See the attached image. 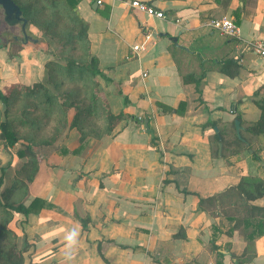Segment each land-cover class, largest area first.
<instances>
[{
    "label": "crops",
    "instance_id": "crops-1",
    "mask_svg": "<svg viewBox=\"0 0 264 264\" xmlns=\"http://www.w3.org/2000/svg\"><path fill=\"white\" fill-rule=\"evenodd\" d=\"M101 1L75 3L88 23L91 53L105 74L100 78L112 85L109 104L114 113L126 111L124 97L131 101L130 120L119 125L94 162L95 169L110 173L106 180L116 189L113 194L97 186L102 174L82 190L85 178L75 168L71 207H61L63 213L71 210V216L45 208L29 216L30 223L39 222L32 225L37 236L25 264H153L146 252L156 248L160 235L164 246L181 228L207 225L198 195L236 186V165L248 168L246 158H231L230 163L212 151L219 131L227 138L236 114L242 116L244 134L260 118L253 95L264 85V57L256 52L257 45H264V0H137L163 11L165 19L132 9L133 0ZM221 17L235 21L239 38L207 26ZM17 28L21 33L19 25L5 22L0 10V90L6 83L29 82L28 72L37 67L28 52L31 46L15 40L21 36L12 33ZM20 66L26 72L19 76L15 69ZM253 143L263 148L264 137L255 136ZM106 195L110 202L115 197L116 207L102 209L87 200ZM256 205L264 206V196ZM49 218L54 221L46 223Z\"/></svg>",
    "mask_w": 264,
    "mask_h": 264
},
{
    "label": "rangeland",
    "instance_id": "rangeland-1",
    "mask_svg": "<svg viewBox=\"0 0 264 264\" xmlns=\"http://www.w3.org/2000/svg\"><path fill=\"white\" fill-rule=\"evenodd\" d=\"M27 1L29 0H16L19 3ZM63 6L52 11L39 1L32 7L37 10L34 12L32 23H29L27 33L33 39H38V43L28 42V46H31L28 52L35 56L34 63L37 67L30 69L28 72L30 74L27 73L29 82L6 83L3 89L6 92L9 89L13 90L9 102L11 116L31 121L29 125L14 122L13 126L21 140L31 143L32 154L24 152L23 145H17L7 153L0 139V166L12 160L3 187L8 189L7 196L11 202L28 204L35 196L42 197L51 205L45 209L55 212L56 215L64 214L70 217L71 210L69 213H63L61 207H71V193H73L71 192V174L76 175L75 168L76 172H80L81 177L85 178L80 181L82 190L90 187L88 184L90 180L103 174L98 179L97 186L104 192L112 191L114 194L116 187H113L114 184H111L110 180H106L110 173L95 169L97 163L94 164V162L100 157L102 150L106 149L107 142L115 138L119 125L130 120L132 112L127 110L131 106V101L129 96H126L123 100L126 111L123 109L120 113H114L109 104V91L112 85L103 81L99 76L95 78L84 76L82 80H71V76H67L66 59L71 58L78 63H88L94 55L91 53L90 44L87 46L84 40L71 39L72 34L79 31V27L73 23L70 10L67 11ZM12 33L21 35L19 28L12 30ZM13 56L12 58L16 57ZM28 62H31V59H28ZM15 72L20 76L26 72V68L25 66L17 67ZM40 83L48 87H51V84L55 86V89H50H54V93L57 94V105L51 113H47L40 99L26 97L23 94H13L18 89L26 90ZM94 98L98 100L95 101ZM105 110L116 117L122 114L125 117L109 122L106 120ZM236 115L230 124V132L226 133L227 138H224V133L219 131V140L215 141L213 155L217 156L220 152V156L228 157L229 159H224L230 163L231 158L248 159V168L241 164L236 165L239 183L242 179L249 181L252 176L264 180V161L261 159L264 148L255 146L253 143L255 136L252 135L249 138V133H242V121L240 120L239 135L237 134ZM229 134H231L230 137ZM236 135L239 138L244 137L251 148V153L245 150V145L236 142ZM253 152L259 159L253 156ZM240 161L242 160L236 163ZM109 186L111 189L107 188ZM111 198L112 202L109 201L110 198L107 195L89 197L87 200L90 201L91 206L103 209L108 204L116 207L115 197ZM261 198L255 200L254 204ZM6 199L7 197L4 198ZM92 200L94 203H91ZM162 207L165 206L162 204L160 208ZM204 212L208 221L206 226L205 222L200 227L198 224L192 229L190 227L181 228L172 235V241L164 246L161 245L163 235H160L156 248L146 252L147 259L153 264H264V236L249 241L246 233L250 229L244 232L237 230L229 235L227 231L232 227V223L223 220L222 216L217 219L210 211ZM210 219H217L218 222L215 221L210 225L208 224ZM105 220L108 221L106 217ZM29 221V217L27 222H23L18 215H15L8 225L19 236V239L23 236L25 228L29 240L34 243L33 239L37 233L32 225L39 221L35 223L32 219L31 223ZM52 221L54 220L49 218L45 222L51 223ZM85 221L88 223L89 218L83 222ZM83 229L87 232V224L84 223ZM172 231L163 232L172 233ZM235 236L237 238L233 241ZM9 243L10 241L6 240L0 246L5 248Z\"/></svg>",
    "mask_w": 264,
    "mask_h": 264
},
{
    "label": "trees",
    "instance_id": "trees-1",
    "mask_svg": "<svg viewBox=\"0 0 264 264\" xmlns=\"http://www.w3.org/2000/svg\"><path fill=\"white\" fill-rule=\"evenodd\" d=\"M14 1L16 2V0ZM39 1L52 11L61 5H64L63 7H65L67 11L70 10L69 12H71L73 23L79 27V31L75 34L73 33L72 38H70L72 40H84L85 44L87 46L89 45L87 36L88 23L80 17L75 0H29L25 3L16 2L20 6L23 16L30 24L32 23L34 12L37 10V8L35 10V8L32 7ZM226 64L227 66L232 65V62ZM65 67L66 74L67 76H71V80H82L84 76L93 78L99 76L105 78L103 70L98 67V60L95 56H91L88 63H78L75 59L68 58L66 59ZM229 74L231 76L235 75V73ZM188 78L194 77L189 76ZM194 82H196L198 90L199 81L194 80ZM50 88L55 89V86L51 84V87H48L40 83L26 90L18 89L14 91L13 94H23L26 97L40 99L47 113H51L57 105V94L54 93V89ZM12 91L11 89H9L8 92L0 90V102L2 103L0 139L3 142V149L9 153L17 145H23V151L32 154L31 143L27 140H21L13 126L14 122H19L21 125H29L31 121L21 117L11 116L9 102ZM94 100L96 101L98 99L94 98ZM253 102L259 108L261 114L260 118L255 123L246 128V131L253 136L264 137V85L255 91ZM105 115L106 120L109 122L115 119L121 120L125 117L123 114L116 117L108 111L105 112ZM236 119L242 121L241 114L238 113ZM209 124L213 127L217 126L216 122L210 121ZM236 137V142L245 145V150L251 153V148L248 146L244 137L241 136V138H239L237 135ZM216 139L219 140L218 135H216ZM253 156L259 159L254 152ZM11 161L0 166V244L5 243L6 240L10 241L5 248L0 246V264H25L31 256L35 245L29 240V235L25 228L23 229V236L19 239V236L9 227L8 223L15 215H18L23 222H27L31 214L38 213L43 208L51 207V205L42 197H35L28 204L24 202L15 203L9 200V196H7L8 189L3 187L6 182L7 171L11 166ZM250 180L247 181L242 179L236 186L216 195L208 197H201L198 195V209L201 211H210L214 216H223L225 221L232 223V227L227 231L229 235H232L233 232L237 230L244 232L250 229V231H247L246 237L247 240L254 241L256 237L264 236V206L254 204L255 200L264 196V180L254 176H252ZM5 197H7L6 200H4ZM219 255L222 256L223 254L219 253Z\"/></svg>",
    "mask_w": 264,
    "mask_h": 264
},
{
    "label": "built area",
    "instance_id": "built-area-1",
    "mask_svg": "<svg viewBox=\"0 0 264 264\" xmlns=\"http://www.w3.org/2000/svg\"><path fill=\"white\" fill-rule=\"evenodd\" d=\"M98 4H101V0H95ZM129 6L132 9L145 13L150 17H154L157 19H165L166 15L163 11L158 10L155 6L149 5L147 3L133 0L129 3ZM207 26L212 30L217 31L223 36L231 37V38H239L240 37V27L235 23V21L229 17H221L214 18L207 22ZM138 49V46L135 47ZM256 52L259 53L260 56L264 57V45L259 44L256 46ZM146 75V74H144Z\"/></svg>",
    "mask_w": 264,
    "mask_h": 264
},
{
    "label": "water",
    "instance_id": "water-1",
    "mask_svg": "<svg viewBox=\"0 0 264 264\" xmlns=\"http://www.w3.org/2000/svg\"><path fill=\"white\" fill-rule=\"evenodd\" d=\"M0 10L3 11L4 20L9 26L19 25L21 27V36H15V40L23 44H28V42L38 43V39H33L28 35L27 28L29 21L23 16L20 6L14 0H0ZM173 40L175 41L176 39L174 38ZM145 122L148 124V120ZM235 125L237 134L239 135L240 121L236 120Z\"/></svg>",
    "mask_w": 264,
    "mask_h": 264
},
{
    "label": "clouds",
    "instance_id": "clouds-1",
    "mask_svg": "<svg viewBox=\"0 0 264 264\" xmlns=\"http://www.w3.org/2000/svg\"><path fill=\"white\" fill-rule=\"evenodd\" d=\"M74 235V234H73Z\"/></svg>",
    "mask_w": 264,
    "mask_h": 264
}]
</instances>
